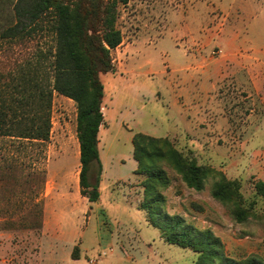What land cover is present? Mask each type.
I'll list each match as a JSON object with an SVG mask.
<instances>
[{
    "label": "rangeland",
    "instance_id": "1",
    "mask_svg": "<svg viewBox=\"0 0 264 264\" xmlns=\"http://www.w3.org/2000/svg\"><path fill=\"white\" fill-rule=\"evenodd\" d=\"M117 28L122 43L111 52L115 71L100 76V198L90 209L80 193L76 105L54 93L48 142L0 137V264H44L41 240L76 239L82 243L74 264H154L149 247L164 263L195 264L190 249L159 243V230L138 207L136 133L168 137L200 164L240 180L244 197L256 200L246 223H236L211 197L212 179L195 192L168 166L165 209L210 229L229 257L264 260V201L255 197L254 169H244L264 158V148L257 149L264 145V125H256L264 94L245 88L250 77L264 80V0H130L119 7ZM52 45L44 32L0 52V70ZM180 113L196 130L186 128Z\"/></svg>",
    "mask_w": 264,
    "mask_h": 264
},
{
    "label": "trees",
    "instance_id": "2",
    "mask_svg": "<svg viewBox=\"0 0 264 264\" xmlns=\"http://www.w3.org/2000/svg\"><path fill=\"white\" fill-rule=\"evenodd\" d=\"M129 1L0 0L1 53H10L44 32L53 39L47 52L13 61L0 70V137L44 144L50 138L54 93L74 101L80 193L90 209L100 198L102 174L98 137L104 123V87L100 76L115 71L111 52L122 43L119 7ZM132 145L135 173L142 177L143 199L138 207L165 243L196 253V264H264L256 256L229 257L222 240L210 229H198L165 209L164 191L171 186L168 166L195 192L203 191L212 179L211 197L229 210L236 223H246L256 200L244 197L240 180L200 164L168 137L136 133ZM254 191L264 201V181L255 182Z\"/></svg>",
    "mask_w": 264,
    "mask_h": 264
},
{
    "label": "crops",
    "instance_id": "3",
    "mask_svg": "<svg viewBox=\"0 0 264 264\" xmlns=\"http://www.w3.org/2000/svg\"><path fill=\"white\" fill-rule=\"evenodd\" d=\"M251 69L248 70V72L253 74ZM219 79H220V81L217 84L218 86H219V83L222 81L221 77ZM263 81L260 82L256 78L250 77V79L245 82L246 83L245 84L246 85V87H245L246 92H250V94H251V91H253V92L257 93L258 95L264 94V82ZM198 114L199 113H197L196 116H198ZM180 116L183 117V119L186 121L185 122L186 128L188 127L191 130H193V129L196 130L195 124L191 121L189 116L185 117L186 115H183L181 113H180ZM260 124H261V126L264 125V115L262 116V119H260L259 123L256 125H260ZM187 129H186V131H187ZM188 134H190V133H188ZM190 138L192 139V137H190ZM249 138L246 140L247 146L251 140ZM195 139L200 140L199 138H195ZM202 143H206V142L202 141ZM247 146H246V148H247ZM258 148H264V145H261V147H257V149ZM246 161L248 162V159ZM247 162L244 164H247ZM250 163H251V165H249ZM250 163L247 164L248 168H244L245 171L248 172V171H251L252 169H254V172L257 175V179L264 181V176H263L264 175V158L258 159L256 162H250ZM224 172L226 173L225 169H224ZM248 173H250V172H248ZM250 175H252V174H250ZM233 179H235V178L233 177ZM158 241H159V243L167 244L163 240H158ZM139 242H140V240H139ZM81 243H82V240H77V239L76 240H41V242H40V244H41L40 255L42 256V260L44 261V264H74V262H76L80 258ZM141 245L146 246V244L144 242H142ZM75 248H78L79 256L76 258H73L72 254H73V250ZM121 248L123 249L124 246L121 245ZM149 251L153 253L152 262L154 264H169V263H164L163 255L161 253H159L158 251L152 250V247H149ZM191 253H192V255H195V258L197 260V254L192 252V251H191ZM192 257H194V256H192ZM196 260H195V264H196ZM97 263H98V261H96L95 264H97Z\"/></svg>",
    "mask_w": 264,
    "mask_h": 264
}]
</instances>
